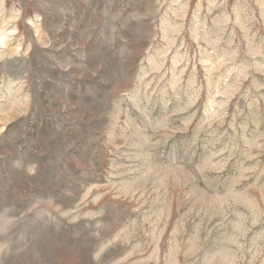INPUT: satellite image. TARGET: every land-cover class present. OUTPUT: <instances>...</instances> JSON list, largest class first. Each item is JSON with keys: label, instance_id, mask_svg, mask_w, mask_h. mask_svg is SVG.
<instances>
[{"label": "rangeland", "instance_id": "obj_1", "mask_svg": "<svg viewBox=\"0 0 264 264\" xmlns=\"http://www.w3.org/2000/svg\"><path fill=\"white\" fill-rule=\"evenodd\" d=\"M0 264H264V0H0Z\"/></svg>", "mask_w": 264, "mask_h": 264}]
</instances>
